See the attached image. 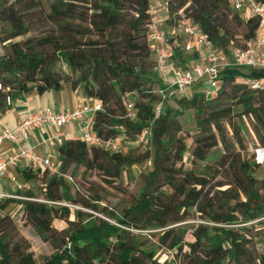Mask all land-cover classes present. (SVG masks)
I'll list each match as a JSON object with an SVG mask.
<instances>
[{
    "label": "trees",
    "instance_id": "obj_1",
    "mask_svg": "<svg viewBox=\"0 0 264 264\" xmlns=\"http://www.w3.org/2000/svg\"><path fill=\"white\" fill-rule=\"evenodd\" d=\"M170 2L172 14L183 10L220 50L245 47L257 29V22L243 19L225 0ZM149 4L150 0H0V43L6 49L0 53L2 113L10 109L8 97L14 100L35 90L39 94L61 91L55 68L63 62L78 75L74 88L81 87L86 99L103 105L104 111L95 117L99 136L114 139L124 133L134 139L148 127L153 132L149 146L119 153L88 146L77 137L66 138L59 149L63 174L75 163L101 171L111 182L121 178L127 167L152 160L137 202L115 215L116 221L97 214L99 198L85 204L90 212L75 209L71 213L67 204H51L78 203L66 180L48 169L19 170L25 182L38 181L45 199H37L32 191H18V196L28 200H0V210L19 205L53 253L38 263L15 220L0 215V264H175L155 259L157 250L140 246V236L127 229L160 230V246L175 251L180 264H264V253L257 250V245H264V179L254 176L264 165L256 163L255 152L248 160L242 157L243 117L251 118L259 147H264V90L251 91L237 83L239 77L263 78L264 71L227 70L213 99L196 90L190 97L167 100L156 114L160 98L153 91L159 81L148 40ZM38 16L53 28L40 38L11 44L31 32ZM49 46L53 52L46 54ZM171 51L180 63L191 59H184L181 47L172 45ZM126 94L137 97L136 120L126 118ZM235 102L241 105L240 113L232 107ZM188 111L194 112L199 130L192 156L207 161L209 153L222 145L225 153L220 168L234 170V179L225 184L227 189H216L224 185L211 189L205 174L198 176L183 168L187 149L177 137L178 118ZM193 213L201 222L192 233L195 241L186 243L187 229L177 225ZM56 219L66 222L68 228L55 229Z\"/></svg>",
    "mask_w": 264,
    "mask_h": 264
},
{
    "label": "built area",
    "instance_id": "obj_2",
    "mask_svg": "<svg viewBox=\"0 0 264 264\" xmlns=\"http://www.w3.org/2000/svg\"><path fill=\"white\" fill-rule=\"evenodd\" d=\"M231 10L243 19L257 22L253 39L245 47L230 46L220 50L201 26L188 17L183 10L172 14L170 0H150L148 15V40L153 54L154 70L159 84L153 94L160 98L156 114L162 110L167 100L175 97H190L198 90L208 99H213L221 89L222 73L236 68L264 71V0H225ZM165 25L162 26L161 21ZM172 45L181 47L186 63H180L172 54ZM174 59L177 62H174ZM237 83L251 91L264 90V77H239ZM0 90L2 87L0 85ZM126 118L136 120L137 97L133 94L124 96ZM13 99L8 97L6 105L11 108ZM103 105L94 99H86L76 108L29 110L21 118L15 129L11 130L0 119V180L9 177L16 192L23 190V185L16 177L9 176V171L21 165H28L34 172L49 170L54 175H61L58 163L59 149L64 146L66 137L62 129L77 125L75 137L88 146L100 148L106 152L119 153L130 147H147L152 143V128L148 127L134 139H128L123 133L114 139H105L95 130V117L103 112ZM121 131H124L121 129ZM40 135V144L46 149L39 154L34 147L22 145L24 137ZM11 142L15 145L12 154H5L3 145ZM255 160L264 165V147L255 150ZM64 178L72 180L71 177ZM28 200L17 194L1 193L0 200ZM64 205L63 203H51ZM77 208V207H75Z\"/></svg>",
    "mask_w": 264,
    "mask_h": 264
},
{
    "label": "rangeland",
    "instance_id": "obj_3",
    "mask_svg": "<svg viewBox=\"0 0 264 264\" xmlns=\"http://www.w3.org/2000/svg\"><path fill=\"white\" fill-rule=\"evenodd\" d=\"M13 1V0H9ZM48 12V9H47ZM53 28L51 24H47L39 16L34 19L31 26V32L23 37L17 38L11 44L24 43L28 39H37L45 35L46 32ZM11 44L7 47L11 49ZM6 49L3 44L0 43V53L4 54ZM46 54H51L53 48L51 46L45 49ZM174 62L177 60L174 59ZM55 75L57 79L60 80V84L64 89L69 90L74 93L77 97H83L84 92L81 87L74 88V85L78 81V75L73 73L65 63L58 62L55 68ZM154 88V86H153ZM35 92L38 93L37 90ZM235 102L232 107L235 112H241V105ZM226 106L231 103L224 102ZM236 122L239 124L241 121L235 117ZM179 132L177 137L183 141L187 151L183 156V168L186 171L193 172L198 176H207L209 187L214 189L217 185H224L223 187L216 188L218 190L227 189L228 186L225 185L234 179V170L230 167L226 169H221L220 165L223 163L222 159L224 156V148L222 145L214 148L210 153L207 161H199L192 156V150L194 148L195 138L199 135V130L195 120V115L193 111H188L182 114L179 118ZM243 122L245 123L246 129L243 131L245 140V149L242 150V157L245 160L253 157L255 150L259 147L260 143L253 131V122L249 117H243ZM230 131L229 127H227ZM128 149V148H127ZM206 166L210 170L206 169ZM229 166V165H228ZM152 167V160L132 167H127L122 175L116 181L106 180L107 178L99 170H89L85 166L80 164L72 163L69 165L67 172L58 175L61 179L65 175L66 177H71L72 180L64 178L70 187V195L73 199L78 201L77 204H73L68 201H62L61 203L67 204L71 213L75 209H80L84 212H90L85 208V204H93L94 198H99L100 202L96 203L97 214L99 213L107 219L115 220V215H119L124 209L128 208L130 205L135 204L140 196L142 187L145 184V175L150 171ZM254 176L258 180L264 179V167L257 168L254 172ZM23 187V193L25 191H32L36 194L37 199L44 200V194L41 190L38 181L28 182L25 180L20 182ZM168 190V188H165ZM77 207V208H75ZM6 214L10 215L16 222L17 228L21 236L26 238L31 244V251L38 263H42L48 256L53 253V250L49 243H45L36 233L35 229L27 222L22 214L21 207L19 205L9 206L6 209ZM107 213V214H106ZM71 221L75 220L74 215L70 217ZM201 222L199 215L196 213L191 214L190 218L184 222L178 224L177 226L184 227L187 229V234L185 235L186 243H193L195 241L193 237V232L195 226ZM142 226L143 224H139ZM250 225V224H248ZM53 227L59 231L67 229L68 225L66 222L56 219L53 222ZM136 235L140 236L139 244L145 248H155L157 254L155 259L160 262L164 261H175V264H180V259L176 256L175 251H169L166 248L160 246L158 242L160 230H134L127 229ZM186 251H190L188 247L185 248ZM257 250L260 253H264V245H257Z\"/></svg>",
    "mask_w": 264,
    "mask_h": 264
},
{
    "label": "crops",
    "instance_id": "obj_4",
    "mask_svg": "<svg viewBox=\"0 0 264 264\" xmlns=\"http://www.w3.org/2000/svg\"><path fill=\"white\" fill-rule=\"evenodd\" d=\"M154 1V0H151ZM162 26L165 25L164 20L161 21ZM86 98L77 97L74 93L70 92L67 89H62L61 91H49L44 94H39L35 91L21 95L18 98L13 100L12 107L8 109L5 113L0 111L1 121L8 126L11 130L15 129L18 121L24 117V115L29 110L37 109H46L48 107L53 109H63L69 108L73 109L85 102ZM77 130V125L72 124L62 129V133L66 138H76L75 132ZM40 135L38 133L31 134L30 137H24L22 139V145L26 148L34 147L39 154H45L46 149L43 145L40 144ZM15 145L11 142H6L3 145V150L5 154H12ZM28 168V165H21L18 168H13L9 171V176L16 177V179L21 182L25 178L19 172ZM23 192V190H22ZM16 194V188L14 184L9 180V177H6L0 180V194ZM14 206V205H12ZM6 210H0V215H5Z\"/></svg>",
    "mask_w": 264,
    "mask_h": 264
}]
</instances>
